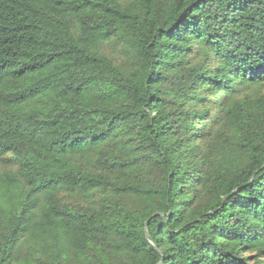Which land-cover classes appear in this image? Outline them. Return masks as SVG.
I'll use <instances>...</instances> for the list:
<instances>
[{"label":"trees","instance_id":"1","mask_svg":"<svg viewBox=\"0 0 264 264\" xmlns=\"http://www.w3.org/2000/svg\"><path fill=\"white\" fill-rule=\"evenodd\" d=\"M0 264H264V0H0Z\"/></svg>","mask_w":264,"mask_h":264}]
</instances>
